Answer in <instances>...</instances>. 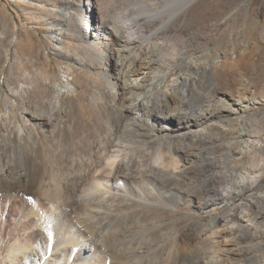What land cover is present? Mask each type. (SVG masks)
<instances>
[{
    "label": "bare ground",
    "instance_id": "obj_1",
    "mask_svg": "<svg viewBox=\"0 0 264 264\" xmlns=\"http://www.w3.org/2000/svg\"><path fill=\"white\" fill-rule=\"evenodd\" d=\"M196 1L59 8V35L74 7L92 25L69 61L103 78L86 115L70 70L42 106L1 83L18 36L0 30V264H264L259 98L230 91L239 63L165 39Z\"/></svg>",
    "mask_w": 264,
    "mask_h": 264
},
{
    "label": "rangeland",
    "instance_id": "obj_2",
    "mask_svg": "<svg viewBox=\"0 0 264 264\" xmlns=\"http://www.w3.org/2000/svg\"><path fill=\"white\" fill-rule=\"evenodd\" d=\"M66 1L0 0V30L10 26L12 35L18 36V42L12 48L11 60L6 64L2 60L6 73L1 83L6 80L13 89L22 87L25 91H31L30 97L36 105L42 106L54 94L53 83L70 70L71 82L76 83L77 92L84 99L80 101V106L86 115L91 94L101 86L103 78L93 70H78L77 64L69 62L73 55L86 56L92 25L85 13L74 7L70 12L78 20L77 25L72 31L64 26L59 35L57 31L61 28L58 24L62 22V17L57 12ZM130 1L105 0L103 3L106 2L112 11L129 7ZM135 1L147 5L159 2L162 5L165 0ZM165 39L180 47L187 44L197 64L204 62L208 54L219 64L225 61L235 65L239 63L240 68L231 72L234 86L230 91L234 93L238 90L242 78L248 81L259 98L257 120L264 130V0H197L175 22L172 33ZM212 74L216 81L220 74L213 71ZM70 102L66 98L62 105H69ZM262 147L264 149V139ZM261 184L264 188V176ZM258 189H250L233 206L257 195ZM182 211L189 213L191 208ZM9 214L11 216L13 212ZM263 224L262 221L259 226Z\"/></svg>",
    "mask_w": 264,
    "mask_h": 264
}]
</instances>
